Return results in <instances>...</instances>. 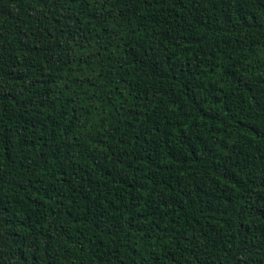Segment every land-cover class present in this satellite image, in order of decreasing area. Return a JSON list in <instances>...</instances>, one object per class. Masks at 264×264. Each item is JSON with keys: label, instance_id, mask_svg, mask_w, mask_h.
<instances>
[{"label": "trees", "instance_id": "16d2710c", "mask_svg": "<svg viewBox=\"0 0 264 264\" xmlns=\"http://www.w3.org/2000/svg\"><path fill=\"white\" fill-rule=\"evenodd\" d=\"M0 264H264V0H0Z\"/></svg>", "mask_w": 264, "mask_h": 264}]
</instances>
